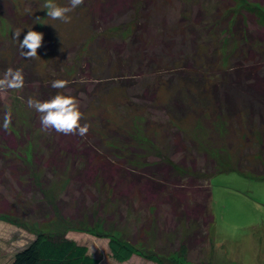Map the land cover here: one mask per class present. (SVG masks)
Returning <instances> with one entry per match:
<instances>
[{
  "label": "rangeland",
  "instance_id": "1",
  "mask_svg": "<svg viewBox=\"0 0 264 264\" xmlns=\"http://www.w3.org/2000/svg\"><path fill=\"white\" fill-rule=\"evenodd\" d=\"M29 1L0 0L2 7L8 4L15 13L18 11V16H25L26 9L31 11L28 18L20 19V24L10 18L5 20L0 12V29L4 31L8 25L12 30L10 35L3 37L4 41L0 35V47H5L7 39L12 40L10 53L21 63L14 68L22 71L26 84L18 90L0 91L4 110H0V117L4 118L5 113L11 111V127L21 133L26 142L19 146L27 162L24 168L34 178L32 181L28 174L17 179L20 183L15 181L7 164L19 159H14L9 151L1 154L0 150V206L5 199L11 213L12 207L16 211L13 215L0 208V263H8L17 249L35 237L40 238L42 233L60 232L87 245L91 253L100 257L99 264H264V176H259L264 174V126L258 127L254 120L251 134L243 123L229 122L226 113L216 110V114L211 113L212 106L216 107L214 102L213 105L210 102V109L199 116L200 106L196 105L197 111L191 108L195 107L194 99L199 97L193 93V85L187 90L184 80L177 82L174 75L155 73L158 66L151 59H142L137 63L140 68L134 70L135 65L126 57L130 49L111 46L114 40L118 44L121 41L115 34L126 38L130 33V14L113 17L110 25H106L101 20L93 19V22L91 11L80 5L69 13L71 22L63 23L47 17L46 10L42 9L46 0L27 4ZM201 1L212 15L217 13L218 5L222 6V15L230 12L227 0ZM56 2L62 6L68 4V0ZM238 2V6L244 4L240 10L244 18L251 12L257 13V20L264 23V0ZM174 3L175 10L181 8L180 0ZM193 9L194 6L191 13ZM175 10H168L170 25L177 17ZM246 27L254 25L249 23ZM30 28L44 33L45 49L42 46L36 58L25 59L13 33L22 29L19 37L22 42ZM223 36L222 31L220 43L207 37L209 41L193 51L200 53L213 68L216 64L228 67L238 43L233 34ZM128 37L125 45L130 46ZM153 44L154 50L160 52L158 43ZM173 46V53L181 47L176 42ZM121 49L124 51L115 54ZM185 50L189 56L191 47L186 46ZM9 69L0 72V79ZM30 75L39 77L43 88L49 86L51 94L55 91L51 87L54 80L69 81L65 89L58 91L78 99L82 113L80 123L88 125L87 134L99 144L102 152L119 158L124 166L140 168L166 162L182 175H198L205 183L209 180L214 221L208 244L197 248L192 243L182 251L178 245L187 231L184 224L177 232L169 230L161 234L151 226L143 242L139 235L142 234L141 221L146 218L140 219L132 208L116 201L109 202L110 187L94 185L79 189L73 183L68 187V173L36 169L32 156L37 146L43 145L45 134L39 130L41 114L27 106L30 98L41 99V93L33 89L37 83L29 80ZM175 94L189 101V107L183 112L176 107L178 105L169 102ZM18 167L23 169L21 164ZM76 205L80 211L73 212L69 218L59 213L61 207L74 208ZM136 205L134 202V207ZM38 207H43L45 212L41 213ZM110 237L117 242L109 243ZM128 237L139 240L128 249L122 246L115 254L111 244L116 246L121 242L127 247Z\"/></svg>",
  "mask_w": 264,
  "mask_h": 264
},
{
  "label": "trees",
  "instance_id": "2",
  "mask_svg": "<svg viewBox=\"0 0 264 264\" xmlns=\"http://www.w3.org/2000/svg\"><path fill=\"white\" fill-rule=\"evenodd\" d=\"M33 1L35 0H30L27 4ZM174 1L84 0L81 6L84 5L91 11L93 22V19L101 20L106 25H110L113 17L130 14L132 27L128 34L129 37L125 38L122 37V34H115L114 36L121 41L118 44L114 40L111 46L116 48L123 46L130 49L129 55L126 57L135 65L134 70L140 68L139 64L142 59H151L158 66L154 70L155 73L174 75L177 82L184 80L183 84L187 86V90L190 89L189 85H193V93L198 94L199 97L194 99L196 104L191 108H195L197 111L196 105H199V116L204 115L210 109V102L212 105L214 102L216 107L212 106L211 113L215 110L218 113H226L227 117L225 118L229 122L238 125L243 123L252 134L254 120L258 123V127L264 126V23L257 20V13L254 15L251 11L249 16L244 18L243 13L240 12L241 6L244 4L238 6V0H227L230 12L226 15H222V6L219 5L216 9L217 13L212 15L206 10L201 0H180L181 8L175 10ZM193 6L194 12L191 13ZM172 8L177 12V17L172 23L173 25H170L167 16L168 10ZM246 10L248 11V9ZM0 12L5 20L10 18L19 24L20 19L28 18L31 13L28 11L25 16H18V11L15 13L8 4L5 7L0 5ZM249 23L254 27L247 28ZM10 31L12 30L8 25H5L4 31L0 29L3 41L5 40L3 37L10 35ZM222 31L224 36L234 35L238 49L232 54L228 67L216 64L213 68L208 60H203L201 54H195L197 52L193 50H197L206 40L209 41L207 37L220 43ZM153 33H157V35H153ZM109 37L112 39L113 35ZM127 37L130 39V46L125 45ZM7 40L5 47H0V72L3 73L9 68L17 70L15 68L21 64L14 53H10V50L13 51L12 40ZM253 41H256L255 46H252ZM175 42L181 47L176 53H173L171 50ZM153 43H158L161 48L160 52L154 50ZM186 46H190L192 50L189 56L186 54ZM43 48L45 49L44 45ZM106 48L103 47L104 50ZM122 51L124 49L116 51L115 54H120ZM111 52L114 53V50ZM161 52H164L163 55H160ZM115 54L114 57L117 59ZM193 54L196 56L194 57ZM137 63L139 64L137 65ZM205 72H208L207 76L204 75ZM29 80H35L37 83L33 89L41 93L40 101L48 100L58 91L53 89L52 91H55L52 94L49 93V86L43 88L39 84L41 81L39 77L30 75ZM175 95L170 98L169 102L172 105H178L176 107L183 112V109L189 107L187 106L189 101L185 96L182 100L177 94ZM4 108L6 109V106ZM0 110L4 112L1 102ZM214 113L216 114V112ZM2 125L3 118L0 117L1 154L9 151L13 153L14 159H19L16 163L7 164V170L11 172L10 176L16 181L29 174L28 170L24 168L27 162L19 152L21 143L25 145L26 142L23 141L24 136L22 137L21 133H16L11 125L8 130H4ZM39 128L41 131V123H39ZM44 134L43 145H38L32 156L35 168L44 169L48 173L56 171L68 173V187L72 183L79 189L94 185L110 187L109 202L116 201L125 205L126 208H132L133 213L140 219L146 218L141 221L142 234L139 235L143 242H145L151 226L157 228V232L161 234L169 230L177 232L179 226L184 224L187 231L183 242L178 245L182 251H185L192 243L197 248L208 244L210 240L208 235L214 221L210 206L212 189L209 180L205 183L198 175H182L176 172L170 163L166 162H155L140 168L124 166L119 158L102 152L99 144L93 142L89 134L80 137L59 134L54 130L44 132ZM250 135L245 139L248 140ZM16 138H18L17 142ZM39 138L41 141L42 135ZM18 141L20 142L18 143ZM19 164L23 169L18 167ZM192 168L194 169V166ZM197 170L199 171V169ZM259 176H264V174ZM29 178L34 181L32 175ZM17 181L21 182V180ZM38 184L37 182L36 185L38 186ZM2 202L3 206H0L2 212L11 213L9 210L11 207L5 199ZM134 202L137 204L135 207ZM38 209L41 213L45 212L43 207H38ZM76 211H80L77 205L74 208L61 207L59 213L61 216L63 214V218H69ZM15 213L16 211L12 207L11 214ZM126 239L127 247L121 242H118L116 246L111 244L115 254H118L117 250L122 246L128 249L136 240H139L130 239V237ZM112 241L117 242L116 239L110 237L109 243ZM99 263L100 257L91 253L87 245L60 232H45L40 238L35 237L17 249L8 263L0 264Z\"/></svg>",
  "mask_w": 264,
  "mask_h": 264
},
{
  "label": "clouds",
  "instance_id": "3",
  "mask_svg": "<svg viewBox=\"0 0 264 264\" xmlns=\"http://www.w3.org/2000/svg\"><path fill=\"white\" fill-rule=\"evenodd\" d=\"M84 0H68L67 5H60L56 0H46L42 9L46 10V15L52 20H59L63 23H70L71 16L77 7L82 5ZM30 11V9H26ZM39 19V18H37ZM22 29H17L13 33V38L18 41L21 55L25 59H34L38 56L37 50L43 46L44 33L28 29L22 42L19 40ZM27 49L28 51H24ZM69 81L58 79L54 80L51 87L57 90L65 89ZM24 76L22 71L9 69L3 79H0V91L7 89L18 90L23 87ZM27 106L34 109L40 115L41 131L47 132L54 130L63 135H74L84 137L88 132V125H81L82 113L79 108V101L76 97L66 95L60 91L48 100L40 101L29 99ZM12 121L11 111L5 113L3 118V129L8 130Z\"/></svg>",
  "mask_w": 264,
  "mask_h": 264
}]
</instances>
